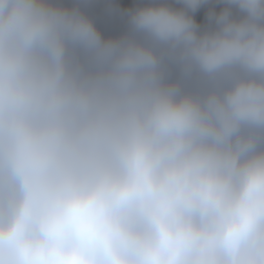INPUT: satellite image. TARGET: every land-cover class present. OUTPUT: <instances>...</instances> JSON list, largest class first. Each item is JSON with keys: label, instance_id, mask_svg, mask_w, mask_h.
<instances>
[{"label": "clouds", "instance_id": "obj_1", "mask_svg": "<svg viewBox=\"0 0 264 264\" xmlns=\"http://www.w3.org/2000/svg\"><path fill=\"white\" fill-rule=\"evenodd\" d=\"M107 9L0 0V264H264V0Z\"/></svg>", "mask_w": 264, "mask_h": 264}, {"label": "trees", "instance_id": "obj_2", "mask_svg": "<svg viewBox=\"0 0 264 264\" xmlns=\"http://www.w3.org/2000/svg\"><path fill=\"white\" fill-rule=\"evenodd\" d=\"M66 3H73L75 0H65ZM84 10L94 18L100 29H121L126 28V18L110 13L107 9L109 2L119 4L121 8L131 7L142 0H79ZM202 12L197 13V20H202ZM103 32V30H101Z\"/></svg>", "mask_w": 264, "mask_h": 264}, {"label": "rangeland", "instance_id": "obj_3", "mask_svg": "<svg viewBox=\"0 0 264 264\" xmlns=\"http://www.w3.org/2000/svg\"><path fill=\"white\" fill-rule=\"evenodd\" d=\"M103 30V29H101ZM125 29H115V30H111L105 33V35H116L119 34L121 32H123Z\"/></svg>", "mask_w": 264, "mask_h": 264}, {"label": "crops", "instance_id": "obj_4", "mask_svg": "<svg viewBox=\"0 0 264 264\" xmlns=\"http://www.w3.org/2000/svg\"><path fill=\"white\" fill-rule=\"evenodd\" d=\"M121 29H126V28H121ZM115 30V29H112ZM111 31L110 29H107L106 27H103V33L105 34L106 32Z\"/></svg>", "mask_w": 264, "mask_h": 264}, {"label": "built area", "instance_id": "obj_5", "mask_svg": "<svg viewBox=\"0 0 264 264\" xmlns=\"http://www.w3.org/2000/svg\"><path fill=\"white\" fill-rule=\"evenodd\" d=\"M201 21V20H198V22Z\"/></svg>", "mask_w": 264, "mask_h": 264}]
</instances>
